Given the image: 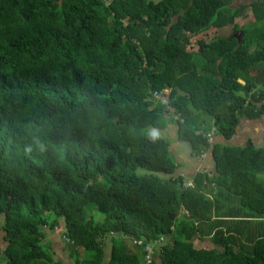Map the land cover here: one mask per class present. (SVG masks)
Masks as SVG:
<instances>
[{
    "label": "trees",
    "instance_id": "obj_1",
    "mask_svg": "<svg viewBox=\"0 0 264 264\" xmlns=\"http://www.w3.org/2000/svg\"><path fill=\"white\" fill-rule=\"evenodd\" d=\"M236 1L0 0L3 264H63L60 229L75 264H264V148L208 139L264 116V6ZM172 123L213 148L192 186Z\"/></svg>",
    "mask_w": 264,
    "mask_h": 264
},
{
    "label": "crops",
    "instance_id": "obj_2",
    "mask_svg": "<svg viewBox=\"0 0 264 264\" xmlns=\"http://www.w3.org/2000/svg\"><path fill=\"white\" fill-rule=\"evenodd\" d=\"M253 3H259L264 6V0H237L236 4L233 5L234 8H239L240 6L246 5L247 8L244 10L243 14L236 19L238 20L244 18L245 25L249 21H255L254 12L252 9ZM239 25V24H238ZM241 25V26H243ZM180 127L177 123H172L168 126L165 131V136L171 141V152L175 157L176 161L180 164V169L178 171L179 175L186 178V181L191 182L192 185L195 183V178L199 173L213 174L216 170V159L213 154V148L209 152L203 153L201 156L197 154L194 150L192 144L188 141H184L180 138ZM253 143L257 148H264V116L260 118H253L249 115H243L240 119V123L237 127L235 135L230 138H226L224 135H218L216 138V144L222 146L245 149L247 146ZM204 155V157H203ZM62 254L68 256L69 260H59L63 264H75V262L70 258L67 245L61 241ZM66 252V253H65ZM65 253V254H64ZM0 264L3 262L0 259Z\"/></svg>",
    "mask_w": 264,
    "mask_h": 264
},
{
    "label": "built area",
    "instance_id": "obj_3",
    "mask_svg": "<svg viewBox=\"0 0 264 264\" xmlns=\"http://www.w3.org/2000/svg\"><path fill=\"white\" fill-rule=\"evenodd\" d=\"M170 92L168 90H165L161 93H155V98L160 101L163 105L170 107V99H169ZM216 137H217V129L214 128L209 134H208V139L209 143L211 145H214L216 142ZM206 155V153H205ZM204 157V155H203ZM186 186H192L191 182H188L185 184ZM141 244V243H140ZM147 255L145 256V261L146 264H153L156 256V250L154 246H149L147 247Z\"/></svg>",
    "mask_w": 264,
    "mask_h": 264
},
{
    "label": "rangeland",
    "instance_id": "obj_4",
    "mask_svg": "<svg viewBox=\"0 0 264 264\" xmlns=\"http://www.w3.org/2000/svg\"><path fill=\"white\" fill-rule=\"evenodd\" d=\"M244 21H245V19L244 18H242V19H239L238 20V24L241 26V25H243L244 24ZM175 117V116H174ZM177 117H175V119H176ZM61 234H62V230L60 229V230H58L57 232H55V233H53L52 235H50V238H49V241L52 243V244H54V252L56 253V255H55V259L56 260H61V259H63V260H66V261H68L69 260V258H68V256H65L64 257V255L62 254V245H61V240H60V236H61ZM4 247V243H3V241L1 240V244H0V248H3ZM66 253V252H65ZM64 253V254H65ZM109 253V252H108ZM4 260V259H3ZM2 260V258H1V261L2 262H4Z\"/></svg>",
    "mask_w": 264,
    "mask_h": 264
},
{
    "label": "clouds",
    "instance_id": "obj_5",
    "mask_svg": "<svg viewBox=\"0 0 264 264\" xmlns=\"http://www.w3.org/2000/svg\"><path fill=\"white\" fill-rule=\"evenodd\" d=\"M158 137V133H153V139ZM33 144L37 149H39L41 152L46 150V147L42 141H40L38 138H33ZM26 152H32L33 151V145H27L25 148Z\"/></svg>",
    "mask_w": 264,
    "mask_h": 264
},
{
    "label": "water",
    "instance_id": "obj_6",
    "mask_svg": "<svg viewBox=\"0 0 264 264\" xmlns=\"http://www.w3.org/2000/svg\"><path fill=\"white\" fill-rule=\"evenodd\" d=\"M238 38H241V36H237Z\"/></svg>",
    "mask_w": 264,
    "mask_h": 264
}]
</instances>
